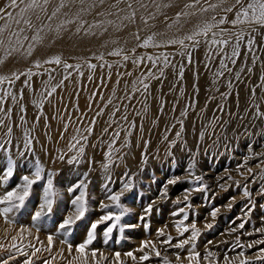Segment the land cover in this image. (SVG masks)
<instances>
[{
    "label": "rangeland",
    "instance_id": "rangeland-1",
    "mask_svg": "<svg viewBox=\"0 0 264 264\" xmlns=\"http://www.w3.org/2000/svg\"><path fill=\"white\" fill-rule=\"evenodd\" d=\"M164 2H171L172 8L162 9L163 15H158L157 19L150 20L148 26H145L140 20V16H137L134 24L129 23L127 27H123L120 32H114L109 30V34L102 37H84L72 35L74 26H70L68 32L57 39L54 43L49 45L48 41H45L43 47H39L32 57L24 58L17 57L12 59L7 65H0V74H8L9 69L16 71H27L28 68L33 67L31 61L37 58L43 60L52 55H60L63 60L68 63H81L83 64V58H87L92 63H97V69L91 73L93 79L89 80L87 77L90 74L89 70L85 67L83 69L84 76L79 77L75 72L70 80L64 82L63 89H57V93L51 98L50 103L46 102L44 105L45 120L41 118L39 123H35L36 117L40 110L33 105V100L39 99V94L29 102L26 99L25 93L30 90L33 92L37 86L43 85V81L48 80V76L33 77L32 87L26 88L23 86V77L20 81H16L15 85L9 88L7 84L4 87L9 88L10 91L19 93V90L23 88V99L20 100L18 96V102L12 104L9 99L5 107H12V122L19 124V108L25 100L26 119L27 125L23 127H13V140L14 144L18 143L20 149H23V134L26 129H32V135L36 137L33 141V148L35 155L26 153L24 157L16 156V148H13V156L18 161L17 168L15 170V178L10 182L9 187L15 186V183L19 180V177L28 172L32 166V161L39 158L41 163L47 170H54L59 173L56 177L57 186L64 192V198L58 204L55 219H60L66 213L69 208L70 197L66 192V188L75 183L78 176L72 171V166L66 163L60 162L56 157L63 152H67V145L72 135L75 134V128L77 126L84 127L95 118L96 123L94 127V134L89 138V147L87 149V157H92L97 162L93 165L92 171L89 173V193L94 199L91 201V210L88 216V220H94L101 212L97 210V205L100 200L104 199V193L102 190V183L104 182L105 173L100 168V163L103 160V154L108 151L107 142H109V136L113 129L120 132V138L116 141L114 148H121V144L125 140V133L121 131L122 128H127V122L121 120V116L127 115L129 120L136 121V128L133 130V135L130 137L131 146L121 148L119 153L114 154V159L121 154H124L123 161L117 160V163L113 165L111 169L112 177L116 181L115 187L119 188V179L125 171L135 173L137 188L135 191L127 194L123 198V202L132 209L131 215L125 219V223L137 224L139 216L142 214L144 207L154 200H158V194L162 185L172 177L179 176L181 180L188 179L186 169L191 165L193 154H195L196 173L203 176V182L209 186V191L193 193L191 203L193 205L190 210L192 215L187 223H191L194 219L197 227L201 229L202 235L198 239L197 250L202 254L205 248H210L217 253V256L223 259L225 254L229 256H236L240 251H244L246 256H254L259 247L264 245H258L256 248L248 249L247 247L241 248L239 244L247 245L258 239H264V234H253L255 228L264 226L261 223V217H264V196H258L257 191L264 181L256 176V182H252V177H249L248 185L252 192L251 204L255 205L254 210L247 217L244 216L246 206L249 205V199L243 197L242 187L245 183L243 177L238 172L237 166L242 162L245 155L248 154L247 146L253 145L255 150H260V145L264 144V135H261V131L264 130V119L254 118L255 108L253 104L260 105V111L264 112V90L261 87L263 80L261 75L264 73V36L259 33H251L250 29H245L243 25H239L233 28L232 25L226 24L221 27L230 29L233 33L238 30H244L246 35L244 41L240 44V57L236 59V63L232 64L226 57L231 56L229 48L233 47L235 43V37H232L233 44L224 48L223 52H219L217 49L219 46L209 47L206 43H201L200 47L192 53L193 62L188 64L184 57L176 54L179 50L178 46L170 47L167 49H155V48H137L134 55L147 56L156 55L161 51H167L172 54L170 59L177 66L174 70L169 67L165 69L164 78L161 80H149L151 88L147 99L145 94L138 92L132 98L131 102L124 99L125 96L130 95L133 92V82L142 77V74L147 73L151 68V64L147 61L144 65L136 67L131 63V60L123 67H116L115 64H125L121 57L109 56L107 53L116 47H124L125 54L130 56L133 53L130 49L136 44V41L132 37V33L138 32L142 39L147 38L152 33H157V28H167L168 21L174 18L175 13L180 11L184 3L189 0H168ZM207 0H201V4L207 6ZM218 5L220 0H216ZM232 2V0H230ZM234 2V1H233ZM10 0H0V6L7 8ZM23 7V5H20ZM121 6V5H120ZM125 6V5H124ZM121 6V7H124ZM226 6V5H223ZM221 6V7H223ZM107 5H105V8ZM221 7L218 10H221ZM8 11L17 12L18 9L7 8ZM103 9H97L96 11H102ZM217 11V10H216ZM143 15H147L144 13ZM164 15L169 17L168 21L164 20ZM225 13H215L213 16L216 20H219ZM229 19L230 18L227 14ZM34 19V17H33ZM63 19V17H61ZM89 22L102 19L97 17L94 11L91 15L85 17ZM212 19V17H211ZM210 21V19H204L194 22L189 27H196L198 24H202L204 21ZM58 22V21H56ZM55 23V22H54ZM4 21L0 20V27H3ZM15 27V25H13ZM187 27V28H189ZM181 32L178 36H182L190 31ZM143 29L142 31H139ZM195 30V29H194ZM162 33L161 30H159ZM255 37V44L252 46L251 51H248L246 41L249 38ZM117 39V44L108 43L106 47H102L106 40ZM161 37H157L160 39ZM219 38V37H218ZM224 38H228L225 36ZM203 39V38H201ZM227 52V54H225ZM104 53V60L107 63H111L114 67L111 71V78L109 79V69L107 67H99L103 61H98L93 58V54L99 55ZM3 55V50L0 49V56ZM224 58L225 63L228 64L231 72L225 71L220 67V60ZM184 64V79L182 81L178 78L179 66ZM48 69H55L52 75L55 77L51 84L55 85L65 75L62 66L45 65ZM243 68L244 71H240ZM26 69V70H24ZM251 69V71H248ZM225 71L224 77L217 78L215 73L217 71ZM33 71H36L33 68ZM40 71H43L41 69ZM156 72V69H152ZM130 72L131 75H121ZM210 73L207 77L206 73ZM239 72L240 78L237 80L235 74ZM206 77L207 79L203 78ZM103 81V86L101 82ZM231 81V87L228 86V82ZM223 84L224 86H220ZM197 86L198 91L194 88ZM44 86V85H43ZM139 86V85H138ZM225 87V88H224ZM255 88V95H252V89ZM262 88V89H261ZM219 89V91H216ZM181 90H183V96H181ZM93 93L98 95L93 96ZM220 93H230L227 99H223ZM78 94V95H77ZM195 97L197 103L194 108L188 112V117L185 120V131L183 133V139L178 140L175 147L170 149L169 141L175 138V132L179 130V125L171 132L167 133L168 140L164 139L165 129L174 123V117H179L180 112L183 110L184 105L189 103L191 99ZM214 97V99H211ZM242 97L245 99V103L242 102ZM62 98V99H61ZM111 99L112 104H107V101ZM179 100L176 107V111L172 112L173 103ZM164 102L165 109L163 113L159 112L160 103ZM79 105V111H77L74 105ZM224 104V112L217 111L218 105ZM29 106V107H28ZM114 106L120 107V112H117L115 119L119 122V127L113 124L109 129L108 134L103 133V129L108 127L110 120V114L113 111ZM125 106L127 110L125 111ZM104 109L102 115L97 116V112ZM146 109V111H145ZM203 110V111H202ZM139 112L140 116L136 113ZM83 114L84 119L82 122L78 121V118ZM71 116V123L68 132L65 133L64 139H60V133L63 131L64 123L68 121ZM215 116L222 118L221 122L229 121L226 129L227 136H220L217 140L216 135L209 136L205 134L204 140H199V133L202 125L207 124ZM157 117H159L157 119ZM155 120V123L153 121ZM143 125L141 131L140 125ZM34 126V127H33ZM0 129V136L3 134ZM216 133L220 132L219 125L215 129ZM247 133V134H245ZM144 140L149 141L147 149L144 148ZM38 141V142H37ZM216 141V143H214ZM96 147H91V145ZM169 150L171 155H168ZM147 152L148 162L142 163V152ZM72 153H68L71 155ZM55 160V163L53 162ZM256 161H250L248 166L254 168V173H258L259 170L255 169ZM7 160L0 158V166L6 165ZM79 171H88V164H82ZM241 172L244 169H240ZM231 175L233 180L239 181L241 187L237 188L233 183V180H227V176ZM224 177V179H220ZM155 183H152V180ZM220 184H226L227 190H223L219 187ZM190 187L188 183H178L176 185L168 186L169 199L167 201L158 200L153 207V212L150 216V229L147 231L143 225L126 230L124 238L121 239L120 235L115 234V238L119 239V243L109 242L108 245L103 243L102 235L98 230L97 239L94 242L93 247L99 249L108 255L111 259L112 254L116 251L123 253L135 250L139 247L142 240L150 239L157 241L158 238L156 231L159 228L167 225L166 231L173 237H176V231L174 227V221L179 217H173L172 213L176 211L178 207H183V204H176L174 201L180 197L182 199L183 189ZM3 189H0L2 194ZM40 188L36 187L34 195L26 202L25 208L18 215L19 223L13 227V230L5 237L4 229L8 227L3 218H0V242L6 245L11 243V236L15 235L19 229V225H30L31 216L37 208L40 199ZM139 193V195H138ZM231 197H235V200H230ZM107 202V201H105ZM232 203V207L229 209L227 205ZM214 208H219L220 212L213 220L211 211ZM242 217L247 220L244 229H239L238 225L241 222ZM88 220L81 222L74 229V233L67 239L73 245H76L85 238V233L88 227ZM212 223L211 229H206L205 225ZM236 228L235 232H230L231 229ZM41 231L36 232L35 228H32V236L24 234L23 244L26 246L31 242L35 247H41V243L44 247L47 246V236L51 232L54 234L53 253L64 247L60 243L61 237L54 228L51 220L43 221L41 224ZM187 235V234H186ZM36 236L39 238V242L36 240ZM212 241V244L208 242ZM226 241V243H224ZM19 243V242H18ZM175 243V240H173ZM159 246V245H158ZM25 250L29 253L32 249L25 247ZM162 255H168L172 258V253L178 250L169 249L167 251L164 248L161 249ZM17 255L15 261H10V264H22L25 259L23 256H19L13 249L11 252H0V257L7 258L9 255ZM183 254V253H182ZM65 255L67 252L65 251ZM139 255V253H137ZM50 258L49 254L42 252L40 259L33 258L34 264H42V260ZM55 264H65L63 260L59 258ZM106 264V262H105ZM126 264H132L130 260L126 261ZM151 264H160L158 258H153Z\"/></svg>",
    "mask_w": 264,
    "mask_h": 264
},
{
    "label": "snow or ice",
    "instance_id": "snow-or-ice-1",
    "mask_svg": "<svg viewBox=\"0 0 264 264\" xmlns=\"http://www.w3.org/2000/svg\"><path fill=\"white\" fill-rule=\"evenodd\" d=\"M121 4H124L125 7H120ZM20 5H23V7ZM105 5H107L106 8ZM50 7L51 12L49 13ZM172 7L173 4L171 2H164V0H161L159 3L157 0H58V3H54V0H10L7 8L18 9V11L14 15L13 12L8 11L7 8L0 7V20L4 21L3 27H0V49L3 50V55L0 56V65H7L12 59H16L17 57H32L39 47L44 46L45 41H48L49 45H51L57 39L61 38L64 33L68 32L70 26H74L72 35L80 38L102 37L109 34L110 29L114 32H120L121 29L127 27L129 23L134 24L137 19V14L141 12V10L147 13V15L141 14L140 20L145 26H148L150 20H155L158 15H163L162 9H169ZM218 7H221V11L225 13L224 16L219 20H216V17L213 16L211 21L206 20L202 24L196 25L195 30L185 33L182 36L165 38V33H152L147 38L142 39L138 32H136L131 34L136 41L135 46L130 49V52L133 53L132 56L125 54L124 47H116L109 51L107 55L121 57L122 61L125 62V64L117 62L115 64L116 67H123L130 60L136 67L144 65L146 61L151 64V68L148 69L147 73L142 74V77L133 82V92L125 96L124 99L131 102L132 98L138 92L144 93L145 99H147V94H149L151 88L150 83L147 81L161 80L164 78L165 69L171 67L175 70L177 67L172 62V59H170L172 54L167 51H161L156 55L137 56L134 55L137 48L167 49L178 46L181 50L176 54L184 57L187 63L191 64L193 62L192 53L200 47L201 43H206L209 47L219 46L217 50L223 52L225 47L233 44L232 37L234 36L235 43L232 47L231 56L226 58L230 60L232 64H235L236 59L240 57V44L244 41L246 33L242 29L233 33L230 29L221 27L222 25L230 24L233 28L239 25H247L251 33H259L261 36H264V0H234V2H230V0H220L219 5L208 4L207 6L202 5L201 0H189V2L183 4L180 11L175 13L172 22L167 26L170 29L176 26V30L179 32L183 27L181 24L182 17L186 18L207 13L210 9L215 10ZM97 9L103 10L96 11ZM94 11L96 12V16L102 17V19L89 22L85 17L91 15ZM227 14H232L233 18L229 19ZM61 17H63V19H61ZM164 20L168 21L169 17L164 15ZM13 25H15V27H13ZM142 30L143 29H140L139 31ZM158 36L161 38L157 39ZM225 36L228 38H224ZM109 42L117 44L118 40L110 38V40L104 42L102 47H106ZM254 44V36L247 39L246 45L248 51H251ZM93 58L98 61H103V63L99 64V67H107L109 69L110 79V70L114 65L104 60V53H100L99 55L93 54ZM45 65L62 66L65 75L59 83L55 85L51 84V81L55 78L52 75L55 69L53 68L50 70L46 68ZM85 67L90 73L87 78L92 80L93 77L91 73L97 69V63H92L87 58H83V64H72L63 60L60 55H52L43 60L37 58L33 61V67L28 68L27 71H16L10 68L8 74H0V129L4 130L2 136H0V158L7 160L6 165L0 166V189H3L2 194H0V218H3L4 223L8 226L4 229L5 237H7V234L19 223L18 215L25 208L26 202L34 195L36 187H39L41 190L39 203L31 216V224H20L16 234L11 236V243L9 245L0 242V252H11L14 249L19 256L25 257L22 264H34L33 258L40 259V254L42 252L48 253L50 257L43 259L42 264H55L58 258L63 260L65 264H105V262L106 264H126L128 260H130L132 264H151L153 258H158L160 264H264V247H259L254 256H246L244 251H240L236 256L225 254L222 261L217 256V253L210 248L206 247L203 254L197 250L198 239L202 235V232L201 229L197 227L194 219L191 223H187L190 219V215L193 214L190 211L193 207L191 198L193 193H207L209 191V186L203 182V176L196 173L197 161L195 159V154H193L191 165L186 169L188 179L182 181L179 176L169 178L165 184L162 185L158 194V200L167 201L169 199V185L174 186L181 182L190 185V187L183 189L182 199L178 197L174 201V203L178 205H184L183 207H178L176 211L172 213L173 217H179V219L174 221L177 234L176 237H173L166 231L167 225H165V227L159 228L156 231L157 237L162 239H158L157 241L150 239L142 240L139 247L134 251L130 250L123 253V258L122 253L116 251L112 254L110 259L103 251L93 247L97 239L98 230L102 235L103 243L108 245L110 241L114 243L120 242L119 239L115 238V234L117 233L120 235V238L123 239L126 230L134 229L141 224L146 231L150 229L149 218L153 212L154 205L158 202V200H154L144 207L142 214L138 218L137 224L124 222L125 219L131 215L132 209L123 202V198L136 190L137 174L125 171L119 179V188H116V181L112 177L111 169L113 165L117 163V160L123 161L124 159V154H121L115 159L114 154L119 153L121 148L131 146L130 137L133 135V130L136 128V121L129 120L127 115L122 114L121 116V120L128 124L127 128L121 129V131L125 133V140L121 144V148H114L116 141L120 138V132L113 129L109 136V142H107L108 151L103 154V160L99 162L100 168L105 173L104 182L101 185L104 199L100 200L97 205V210H99L101 214L94 220H88L91 210V201L94 199L89 193V184L91 182L89 173L92 171L93 165L97 162L94 158L87 157V149L89 147V138L94 134L95 118H93L87 126H77L75 128V134L72 135L68 142V151L56 157L60 162L72 166V171L78 176L75 183L66 188V192L70 197L68 202L69 208L62 218L55 219L58 204L64 198V192L55 182L59 173L54 170L46 171L45 166L41 163L39 158L31 162L32 166L27 173L19 177L15 186L9 187L10 182L15 178V170L18 165V161L12 154L13 148L17 149L15 153L16 156L24 157L26 153H31L34 156L35 150L33 148V141L36 140V137L32 135V129H26L23 134V149H20L18 143L14 144L13 127H23L27 125V109L23 104L20 105V123L14 125L12 122L13 108L5 107V105L8 103L9 99L12 104H16L18 102V96L19 99L22 100L23 88L19 90V93L10 91L9 88L14 86L16 81H20L22 77L23 86L31 88L33 77L48 76V80L43 81L44 87L39 93V99L32 101L33 105L40 110L35 121V123H39L41 118L47 119L43 112L45 103H50L51 98L57 93V89L64 88V82L72 78L73 72L79 77H83V69ZM220 67L225 71H232L228 64L225 63L224 58L220 60ZM33 68H35L36 71H33ZM41 69H43V71H40ZM152 69H156L157 71L154 72ZM225 71L218 70L215 73L216 77H224ZM240 71L242 72L244 69L241 68ZM248 71H251V69H248ZM121 75H131V73L128 72ZM177 75L180 81L184 79V64L179 66ZM235 78L239 80V72L235 74ZM261 80H264V73L261 75ZM5 84H7L9 88H5ZM101 86H103V81L101 82ZM228 86L231 87V81L228 82ZM261 87L264 88V84H262ZM194 88L198 91L197 86L194 85ZM216 91H219V89H216ZM229 94L230 93H220V96L226 100ZM96 95H98V93H93V96ZM252 95H255V88L252 89ZM181 96H183V90H181ZM211 99H214V97ZM178 103L179 100L173 103L172 112L176 111ZM196 103L197 101L195 97H193L189 103L184 105L179 117H174V123L165 129L164 139L168 140L167 133L171 132L179 125V130L175 132V138L169 141L170 149L176 146L178 140L183 139L185 120L188 117L189 110L194 108ZM109 104H112L111 99L107 101L105 107ZM74 106L77 111H79V105L77 104ZM253 107L255 108L254 118L264 119V112L260 111V105L253 104ZM164 109L165 104L161 102L159 112L163 113ZM224 109L225 105L220 104L218 105L217 111L222 113ZM126 110L127 106H125V111ZM103 112L104 109H101L97 112V116L102 115ZM117 112H120V107L114 106L110 114L108 127L103 129L104 134L109 133V129L113 124L119 127V122L115 119H111V117H115ZM136 115L140 116V113L137 112ZM158 118L159 117H157V119ZM83 119V114H81L78 121L82 122ZM221 120L222 118L220 116H215L214 119L210 120L207 124L202 125L199 133V140H204L205 134L209 136L216 135L217 140H219L220 136H225L226 138V129L229 121L225 120L221 122ZM70 123L71 116H69L68 121L64 123L63 131L60 133V139H64V135L68 132ZM153 123H155V120ZM218 125L220 127V132L216 133L215 129ZM140 128L142 131V124ZM260 134L264 135V130H262ZM214 143H216V141H214ZM148 144L149 141L144 140L145 149H147ZM91 147L94 148L96 145L93 144ZM247 149L248 154L243 157L242 162L236 169L240 172V175L245 181L242 187V195L250 201L249 205L246 206V211H244L245 217L249 216L255 207V205L251 204L252 192L248 185L249 177H252L253 183L256 182L257 175L261 181H264V144L260 145V150L258 151L255 150L251 144L247 146ZM68 153L72 154L68 155ZM168 155H171L170 150ZM141 157L142 163L147 164L148 154L146 151L141 153ZM250 161H256L255 169L259 170L258 173H254V168L248 166ZM53 162L55 163V160ZM85 163L88 164V171L81 173L79 171L80 166ZM240 169H244V171L241 172ZM220 179H224V177H220ZM227 180H233V177L228 175ZM151 182L155 183V180L153 179ZM233 183L237 188L241 187L239 181L233 180ZM219 187L225 191L227 190L226 184H220ZM257 195L264 196V183H262L258 189ZM230 200L234 201L235 197H231ZM227 207L230 209L232 203H229ZM219 212V208H214L211 211L213 220ZM238 219H241L238 228L244 229L247 220L242 217H238ZM260 219L261 223L264 224V217ZM47 220L52 221L56 233L61 237L60 243L66 245V249L61 247L56 254H52L54 234L51 232L47 236L46 247L43 246L42 242H40L41 247H35L31 242L26 246L23 244L24 234L26 233L28 236H32V228H35L36 232L39 233L42 230V222ZM86 220H88V227L85 238L82 242L73 245L67 238L73 235L76 226ZM212 227V223H207L205 225L206 229H211ZM236 230V228H233L230 232H235ZM248 234H264V226L255 228L253 232ZM35 238L39 242L38 236ZM173 240H175V243H173ZM208 243L212 244L213 242L209 241ZM224 243H226V241ZM237 245L241 248L247 247L248 249H253L258 245H264V239L255 240L248 243L246 246L239 244V240H237ZM25 247L32 249V251L29 253L25 250ZM162 248H164L165 251L169 249L178 251L173 252L172 258H170L168 255H162ZM65 251L67 255H65ZM137 253H139V255H137ZM16 259L17 255L11 254L7 258L0 257V264H10V261H15Z\"/></svg>",
    "mask_w": 264,
    "mask_h": 264
},
{
    "label": "bare ground",
    "instance_id": "bare-ground-1",
    "mask_svg": "<svg viewBox=\"0 0 264 264\" xmlns=\"http://www.w3.org/2000/svg\"><path fill=\"white\" fill-rule=\"evenodd\" d=\"M164 1H168V0H164ZM188 1V0H187ZM234 0H232V2H233ZM157 2L159 3V2H161V0H157ZM54 3H58V0H54ZM207 5L208 4H218L217 2H216V0H207ZM1 5V4H0ZM121 6H124V4H121ZM120 6V7H121ZM1 7V6H0ZM125 7V6H124ZM220 7H218L217 9H215V10H209L207 13H203V14H197L196 16H189V17H186V18H184V17H182V19H181V24L183 25V27L180 29V31L179 32H177V30H176V26H174L173 28H168V24L169 23H171L172 22V18L168 21V24L166 25L167 26V28L166 29H162L161 27H159V28H157V33H160V31L159 30H161L162 31V33H165L166 34V37L165 38H168V37H173V36H178L181 32H184L185 31V28H187V27H189V26H191L194 22H197V21H200V20H204V19H210V21H211V17H213V15L215 14V13H219V12H221V13H223L221 10H218ZM8 10V9H7ZM217 10V11H216ZM51 12V7L49 8V13ZM145 12H143V10H141V12H138V14H137V16L139 17L141 14H144ZM13 14L15 15V12H13ZM229 17L231 18L232 17V14L231 15H229ZM244 26V28L245 29H248V27H247V25H243ZM195 29V27H189V28H187L186 29V31H190V30H194ZM229 50V52H231V50H232V48H229L228 49ZM225 54H227V52L225 53ZM31 64H33V61H31ZM24 70H26V69H24ZM210 75V73L208 72V73H206V76L208 77ZM204 79H207L206 77H204L203 78V80ZM263 84H264V80H263ZM220 86H224L223 84H220ZM44 86L43 85H39V86H37V88L33 91V92H31L30 90L28 91H26V93H25V97H26V99L27 100H29V102L31 101V100H33V98L34 97H36L39 93H40V91L42 90V88H43ZM6 88V87H5ZM225 88V87H224ZM28 89V88H27ZM262 89V88H261ZM263 90H264V88H263ZM23 102H24V105H25V100H23ZM242 102L243 103H245V99L242 97ZM263 103H264V98H263ZM29 107V106H28ZM28 110V109H27Z\"/></svg>",
    "mask_w": 264,
    "mask_h": 264
}]
</instances>
